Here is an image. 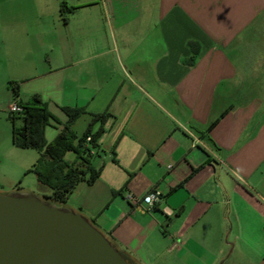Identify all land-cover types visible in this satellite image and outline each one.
I'll return each instance as SVG.
<instances>
[{
    "label": "crops",
    "instance_id": "0c3cea01",
    "mask_svg": "<svg viewBox=\"0 0 264 264\" xmlns=\"http://www.w3.org/2000/svg\"><path fill=\"white\" fill-rule=\"evenodd\" d=\"M0 73L47 103L48 143L64 108L79 137L109 110L64 207L135 264H264V0H0Z\"/></svg>",
    "mask_w": 264,
    "mask_h": 264
},
{
    "label": "water",
    "instance_id": "95a60500",
    "mask_svg": "<svg viewBox=\"0 0 264 264\" xmlns=\"http://www.w3.org/2000/svg\"><path fill=\"white\" fill-rule=\"evenodd\" d=\"M0 264H130L92 222L32 193L0 194Z\"/></svg>",
    "mask_w": 264,
    "mask_h": 264
},
{
    "label": "trees",
    "instance_id": "16d2710c",
    "mask_svg": "<svg viewBox=\"0 0 264 264\" xmlns=\"http://www.w3.org/2000/svg\"><path fill=\"white\" fill-rule=\"evenodd\" d=\"M66 10L71 11L72 9L67 7L66 2H63L61 12L64 13ZM189 45L194 53L189 64H193L199 50L194 47L193 43ZM9 86L16 98L19 95L18 85L11 82ZM19 104L22 108L20 113H9V119L13 124V144L18 148L38 151L39 158L28 173H34L40 183L52 190L51 196H45L50 203L65 208L64 205L81 182L86 181L88 184H93L100 175L99 171L91 167L90 159L99 148L98 140L104 132V125L111 113L106 110L102 113L91 114L92 120L88 129L79 137L72 127L75 121L85 113V110L66 107L63 110L68 116V121L55 140L48 143L45 138L46 127L52 119L55 120V117L49 111L47 103L39 95H34L29 101L19 102ZM17 120H21V126L16 125ZM97 123L101 126L97 132L93 133V127ZM69 152L76 155V160L73 162L65 159ZM88 175L89 178L86 179ZM93 225L96 227L94 222ZM120 254L130 264H135L126 254L122 252Z\"/></svg>",
    "mask_w": 264,
    "mask_h": 264
},
{
    "label": "rangeland",
    "instance_id": "374dc122",
    "mask_svg": "<svg viewBox=\"0 0 264 264\" xmlns=\"http://www.w3.org/2000/svg\"><path fill=\"white\" fill-rule=\"evenodd\" d=\"M13 101L9 99L5 75L0 73V194L28 191L47 200L44 193L38 191L36 175L28 173L39 158L38 151L18 148L13 144V124L9 119V108ZM16 125L21 126V120H17ZM66 159L76 160L75 153H67Z\"/></svg>",
    "mask_w": 264,
    "mask_h": 264
},
{
    "label": "built area",
    "instance_id": "2783aa9c",
    "mask_svg": "<svg viewBox=\"0 0 264 264\" xmlns=\"http://www.w3.org/2000/svg\"><path fill=\"white\" fill-rule=\"evenodd\" d=\"M21 111H22V108H21L19 102L14 100L12 105L9 108V112L10 113H20ZM128 199H129V201H131L134 204L138 202V199L132 194L128 195ZM142 201H143V203H145L147 205L148 210L151 211V210L155 209L161 203L162 196H161L160 192L152 191V192L148 193L142 199Z\"/></svg>",
    "mask_w": 264,
    "mask_h": 264
}]
</instances>
